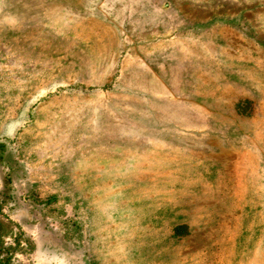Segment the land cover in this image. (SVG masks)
I'll return each instance as SVG.
<instances>
[{"label": "rangeland", "instance_id": "1", "mask_svg": "<svg viewBox=\"0 0 264 264\" xmlns=\"http://www.w3.org/2000/svg\"><path fill=\"white\" fill-rule=\"evenodd\" d=\"M9 264H264V0H0Z\"/></svg>", "mask_w": 264, "mask_h": 264}, {"label": "trees", "instance_id": "2", "mask_svg": "<svg viewBox=\"0 0 264 264\" xmlns=\"http://www.w3.org/2000/svg\"><path fill=\"white\" fill-rule=\"evenodd\" d=\"M0 256H1V248H0ZM10 258L7 256L4 261L0 259V264H9Z\"/></svg>", "mask_w": 264, "mask_h": 264}]
</instances>
